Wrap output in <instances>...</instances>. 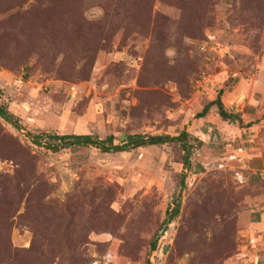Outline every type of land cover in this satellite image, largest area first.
Wrapping results in <instances>:
<instances>
[{
	"label": "rangeland",
	"instance_id": "374dc122",
	"mask_svg": "<svg viewBox=\"0 0 264 264\" xmlns=\"http://www.w3.org/2000/svg\"><path fill=\"white\" fill-rule=\"evenodd\" d=\"M0 104V264H264V0H0Z\"/></svg>",
	"mask_w": 264,
	"mask_h": 264
},
{
	"label": "trees",
	"instance_id": "16d2710c",
	"mask_svg": "<svg viewBox=\"0 0 264 264\" xmlns=\"http://www.w3.org/2000/svg\"><path fill=\"white\" fill-rule=\"evenodd\" d=\"M224 93V90L221 89L215 100H212L210 102H208L203 110L198 114V117H205L208 112L210 111V109L214 106L217 107L219 115L222 117L223 120H227L229 122H242V118L241 115L238 113H234L229 111L223 100H222V95ZM0 116L6 118V117H12L13 115L8 111L7 108H5V106L0 104ZM17 125V122H16ZM189 138V134L187 132H183L182 134H180L179 136L176 137H172V136H163V135H154V136H150L147 140H144V142H147L151 145H160L166 142H181L184 146V149L186 151V156H185V164L186 166L189 167L190 165V161H189V156L191 153V145L189 144L188 141ZM43 139L47 140V149L52 150L54 152H57L58 150H60V148L65 145V144H78V145H93L96 146L98 148H100L101 150L104 151H108L111 149V147H113V139L111 137L106 138V140H100L98 138H95L91 135H56V134H47V133H42L39 135H34L33 136V141L36 144H41V141ZM143 137L140 136L138 138V140L135 142H139V141H143ZM131 145V143L127 144L125 147V149H127L129 146ZM177 211V209H176ZM178 213V211H177ZM1 253H3V259L4 262H12L14 260H18L17 254L15 253L13 255V251L11 250L10 247L5 246L2 250ZM2 262V264L4 263ZM7 263V264H12V263Z\"/></svg>",
	"mask_w": 264,
	"mask_h": 264
},
{
	"label": "water",
	"instance_id": "95a60500",
	"mask_svg": "<svg viewBox=\"0 0 264 264\" xmlns=\"http://www.w3.org/2000/svg\"><path fill=\"white\" fill-rule=\"evenodd\" d=\"M6 119H7L10 123H12L13 125H15L16 127H19L18 125H16V122H15V120H14L12 117H6ZM142 142H143V141H139V142H137L136 144H141ZM115 149H120V147H116ZM169 223H170V218H168V219L165 220V222H164V224H163V227H162L160 233L156 236V238H158L159 235H160L161 233H164V232H165L166 227L169 225Z\"/></svg>",
	"mask_w": 264,
	"mask_h": 264
}]
</instances>
